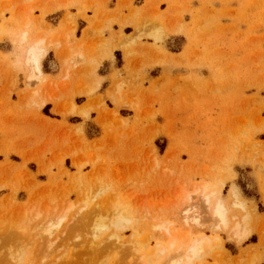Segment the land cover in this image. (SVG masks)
Here are the masks:
<instances>
[{"label":"rangeland","instance_id":"rangeland-1","mask_svg":"<svg viewBox=\"0 0 264 264\" xmlns=\"http://www.w3.org/2000/svg\"><path fill=\"white\" fill-rule=\"evenodd\" d=\"M55 12L64 16L51 33L46 19ZM79 17L95 25L83 40L75 38ZM0 22V41L13 46L10 61L0 63V264H115L121 251L91 253L75 228L83 214L113 213L112 205L132 219L100 237L113 250L111 233L128 246L142 240L151 264H162L175 255L173 239L217 236L220 246L214 242L193 264H264V0H0ZM24 32L29 39L22 44ZM39 38L49 49L44 77L28 83L22 52ZM115 50L126 66L149 56L154 71L149 88L145 75L126 82L115 73L110 108L96 95L97 70ZM51 51L61 65L58 76L43 69ZM84 68L92 86L70 82L68 72ZM20 74L24 89L16 92ZM83 89L90 106L76 105ZM48 105L52 113H44L61 121L43 114ZM122 107L133 111L123 116L133 117H123ZM71 116L83 122L71 125ZM234 190L241 206L234 205ZM206 195L224 201L230 226L246 219L247 239L212 230ZM68 205L67 220L50 240L35 234L36 223ZM183 213L197 215L198 225ZM132 255L125 261L134 263Z\"/></svg>","mask_w":264,"mask_h":264},{"label":"bare ground","instance_id":"bare-ground-1","mask_svg":"<svg viewBox=\"0 0 264 264\" xmlns=\"http://www.w3.org/2000/svg\"><path fill=\"white\" fill-rule=\"evenodd\" d=\"M28 39H29V33L24 32L19 36L18 41L23 44V43L27 42ZM46 44L47 43L45 42V40L43 38H39V39H36L33 42V44H31L30 46L25 45V46H27V48L22 52L21 60H23L22 64H25L30 69L29 76H28V80H29L28 83H30L32 81V79H34V78L39 79L41 76L44 77V73L42 71V61L45 58V56L47 55V52L49 50L46 47ZM46 101H43L42 103H44ZM233 195L236 199V202L234 203V205L235 206H241L242 203L240 202V200L238 198V197H240L239 192L237 190H234ZM83 197L80 199L83 200ZM84 198H87V197H84ZM84 200H86V199H84ZM81 201H79L78 203H80ZM204 203H205V205H207V209L209 210L210 217L212 218V220L214 222V224L212 225L213 231L225 230V229H228V231L231 230L232 231L231 235H233V237L236 240H238L239 242L248 238L250 233L246 228V225H247L246 219H244L243 221L241 220L242 222L236 221L233 224V226L231 225L232 226L231 227L230 226L231 222H230L229 217H228V208L226 207L224 201L220 197H217L216 201L213 203L212 196L206 195V196H204ZM81 204L85 205L86 201L85 202L82 201ZM108 206H111V205H108ZM72 207H73V205H68L67 209H65L63 212L64 214L62 213V215H60V216H57V217L50 216V217L44 218L43 220H40V222L36 223V225H35V234L37 232V234L40 235V238H43V236H44L43 240L45 239V241L50 240L49 238H52L51 236L53 234H56L55 231H58V229H60V227L64 223V220L65 219L67 220L68 217H67L66 212L67 211L69 212V210L72 209ZM83 208L84 207L80 208V210H81L80 212H82L81 214H83V211H82ZM112 208H115L114 212H116V213L113 212ZM92 209L94 210V208H92ZM97 209H100V208L97 207ZM117 209H118V207H115L114 205H112L111 210L113 213H111V211L107 212L106 208H105V210H103L105 212H103L102 210H98L97 212H95L96 210H94V212L92 211L90 213L85 212L88 214L87 215L83 214L82 218L79 217L80 223H78V224H80V226L75 227V228L80 227L79 228V230H80L79 231V237L83 236L84 243H88L91 246L90 247L88 245V249H90L91 253H104V251H108L109 249L112 251H121V253H123V255L120 258L115 260V264H151L152 254H150V252H148L147 244L142 240H134V242H132V244L131 245L129 244V246H128L125 243H123V244L121 243L117 234L111 233V234H109L108 237H110L111 239L114 237L115 241H116L115 245L116 246L118 245V246L117 247L115 246V249L113 250L112 247L109 248L108 246H105L103 244L104 239H101L100 237L103 234L106 236L108 235V233H107L108 227L114 226L118 229V228H122L124 223H126V222L130 223L132 221L131 218H129V217L127 218V216H124V214H122L120 212L122 210L119 209V211L117 212ZM190 210H191V208L189 209L188 213L191 212ZM88 211H89V209H88ZM90 211H91V209H90ZM188 213H183V214L186 215ZM189 216L190 215L188 214L187 218L189 220L192 218L191 221H193L195 223L197 222V219H198L197 215H194L195 217H197L196 219H193V218H195L194 216H192V217H189ZM39 217H41V216L39 215ZM188 219H185V221L183 220L185 222V225H188V223H189ZM190 224H191V222H190ZM195 225L197 226L198 223H196ZM199 226H202L201 222L199 223ZM135 227L136 226H134V228ZM155 229H157L159 231L163 230L166 233H169V235L171 234L170 233L171 229H169L165 224H158L155 226ZM165 235H167V234H165ZM45 237H47V238H45ZM138 237H139V235H138ZM213 238L210 239L209 237L204 235V236H199V238H197V237L195 239L193 238V240L191 238L190 241L188 240L189 242L186 241V242H182V243H181V240H179V239H173L169 246L172 247V249H173V247H176V250H175L176 252L174 251L175 255L169 256L166 260H164L165 262H163L162 264H193V262L195 260H200L202 258L203 254H204L203 251L206 252L209 249V251L211 252L213 250V247L215 249V246L216 247H217V245L220 246V241H219L220 238H218L217 236L214 239ZM100 239H101V241H98ZM188 239H189V237H188ZM214 242H215V246L213 245ZM123 246H125V247H123ZM206 248H207V250H206ZM165 249L166 248H164V247H162V248L158 247L156 252L164 253ZM129 253L133 254L132 256L135 257L134 263H131V262L128 263V261H125V258H126L125 254H129ZM104 263L108 264L109 260L106 259ZM104 263L101 262V264H104Z\"/></svg>","mask_w":264,"mask_h":264},{"label":"crops","instance_id":"crops-1","mask_svg":"<svg viewBox=\"0 0 264 264\" xmlns=\"http://www.w3.org/2000/svg\"><path fill=\"white\" fill-rule=\"evenodd\" d=\"M70 14L72 15H77L76 10H71ZM36 16H39V13L35 14ZM64 13H52L50 15L47 16V24L50 25V32L51 33H55L58 31V29L61 27V21L63 19ZM93 13H89L88 17H92ZM6 18H11L10 14H7L5 16ZM0 27H1V22H0ZM91 28V29H90ZM95 25L93 27H90L89 23L87 20H84L82 18H77L76 19V31H75V38L79 39V40H83V37H85V35L83 36V32L84 30H88L89 34H94V29ZM127 29H130L129 27H127L125 29V31ZM1 30V29H0ZM115 31H118V28H114ZM1 32V31H0ZM37 32V31H36ZM109 34H106V36H108ZM148 44H150V42H148ZM55 44H52V46ZM56 45H58L56 43ZM89 47V46H88ZM87 46L85 47L88 48ZM13 51V46L11 45V42L7 39V38H3L2 41H0V63L3 62L4 64L8 63L10 61V55ZM70 52V49L68 50V54ZM66 53V52H64ZM118 55L120 57V59L118 58ZM127 57V56H126ZM97 60H100V57H97ZM89 66V63H87ZM4 66V65H3ZM46 67H48V70H45ZM6 66L3 67L4 70V75H3V85L5 87H7V85L9 84V75L5 70ZM43 69L44 72L53 76H58L59 74L62 73L61 70V65L59 64L58 59L56 58V55L54 53V51H51L49 53V55L47 56V58L44 60L43 62ZM69 69V68H68ZM138 71L140 72V75L138 73ZM154 69L150 70V57H139L137 56L131 63L130 65L126 66V62L123 59L122 53L115 50L114 51V56L112 60H103L102 64L100 65V67L97 70V76L99 79H102V83L100 84L99 88L97 89L96 95L98 96H104V100L105 103L110 107V103L111 100L107 97L108 93L112 90L113 91V77L114 74L118 73L120 75V79H124L126 82H131L134 79H138L140 78L142 75H145L147 77V81L148 83L144 84L145 88H149L150 87V72H153ZM161 71V70H160ZM72 72H68V78H70V82L74 81L77 82L79 80L81 81H87V83L89 84V86H92V82H93V78L90 74L89 69L84 68L81 71H73ZM151 78L154 79V76H152ZM22 89H24L23 87V76L20 74L19 75V86H17L16 88V92L17 91H21ZM87 91V89H83L80 91L76 92V96H75V102L77 103L76 105L82 107V106H90V101L87 98V96H83L80 95V93H85ZM14 94H16L14 92ZM78 94V95H77ZM14 101H17L15 97H13ZM76 106V107H77ZM52 105H48L47 107H45L42 112L44 115H46L44 113L45 109H48L51 113H52ZM113 108V107H110ZM21 112L24 110L19 109ZM18 110V111H19ZM122 111H129L131 112L132 110L126 108V107H122L119 109V112L122 114ZM80 112H86L85 110L80 111ZM133 112V111H132ZM54 117H51L50 115H46L47 117H49L52 120L55 121H61L62 117L60 115L57 114H53ZM123 117H133V114H129V116H123ZM90 119L91 120H95L97 119V113L95 111H91L90 112ZM68 122L71 125H75V124H80L83 122V119L79 116H71L68 118ZM34 123V125H36L35 123V119L34 122L32 120V124ZM95 126L99 129V127L96 125ZM90 126V125H89ZM93 126V125H92ZM99 131V130H98ZM33 133V132H32ZM87 134H88V130H87ZM101 134V132H98V135L94 136V138H98L99 135Z\"/></svg>","mask_w":264,"mask_h":264}]
</instances>
